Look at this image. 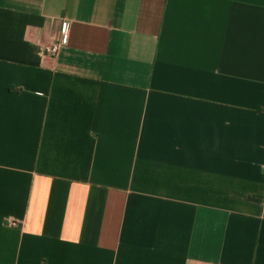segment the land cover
Listing matches in <instances>:
<instances>
[{"label": "crops", "instance_id": "obj_1", "mask_svg": "<svg viewBox=\"0 0 264 264\" xmlns=\"http://www.w3.org/2000/svg\"><path fill=\"white\" fill-rule=\"evenodd\" d=\"M0 264H264V0H0Z\"/></svg>", "mask_w": 264, "mask_h": 264}, {"label": "built area", "instance_id": "obj_2", "mask_svg": "<svg viewBox=\"0 0 264 264\" xmlns=\"http://www.w3.org/2000/svg\"><path fill=\"white\" fill-rule=\"evenodd\" d=\"M69 26L70 22L65 21L59 40L53 42L47 47V52L52 56H56L61 51L62 47L67 43L69 36Z\"/></svg>", "mask_w": 264, "mask_h": 264}]
</instances>
